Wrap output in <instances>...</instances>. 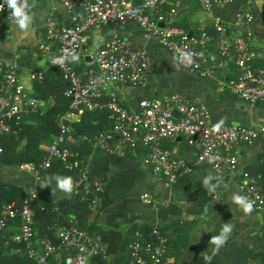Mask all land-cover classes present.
Returning a JSON list of instances; mask_svg holds the SVG:
<instances>
[{
	"label": "built area",
	"instance_id": "2783aa9c",
	"mask_svg": "<svg viewBox=\"0 0 264 264\" xmlns=\"http://www.w3.org/2000/svg\"><path fill=\"white\" fill-rule=\"evenodd\" d=\"M71 14V23L61 25L54 13H49L43 41L38 49L49 56V67L60 70L66 81L63 94L72 112L99 111L107 113L112 121L110 127L96 133L88 140L98 149L115 154L122 149L134 151L139 141L148 148L145 163L159 179L170 184L182 175L194 170L193 164L161 146L165 139L183 137L195 150L196 158L207 163L215 173L223 176L236 172L238 157L234 148L251 143L264 136V125L230 124L212 122L208 106L198 97H190L181 91L162 98L141 99L135 109L125 106L115 88L116 84L141 86L151 65V55L143 47L113 35L90 55V63L77 71L72 58L81 50L87 34L95 27H113L131 22L143 38L152 40L169 50L177 62L185 68L199 72L214 82L218 89L236 94L250 103L264 102V66L253 64V36L246 30L235 34L219 13L212 16L210 24L200 22L195 30L172 24L178 14L181 0H59ZM233 0H197L205 11H217ZM23 2V0H21ZM0 11V30L14 18L5 0ZM26 11V9H25ZM255 16L247 7L241 6L237 13L240 24L251 23ZM209 26L213 32H210ZM216 43L215 54L208 48ZM0 133L16 132L24 120L22 108L23 85L19 79V65L15 61H0ZM42 71L31 73V79L41 80ZM56 103L54 96L47 98L31 96L28 112L43 115ZM178 111V115L172 111ZM58 133L46 147L38 165L21 163L19 167L33 174L51 167L58 160L62 168L75 175L73 190L81 200L96 206L103 191L101 182L90 181L88 166L79 152L65 144L70 129L67 113L56 116ZM219 130H214L216 125ZM116 142V143H115ZM1 150V149H0ZM242 196L253 202V211L264 212V181L260 173H245L241 180ZM31 197L37 192L31 190ZM144 201L153 206H168L164 199L145 196ZM20 219L18 232L11 236L16 243H23L16 251L33 259L35 264H50L57 248L73 253L64 264H89L95 255H106L100 237L90 236L77 221L69 220L49 229L59 240L58 245L48 237L34 241L35 218L29 199L20 206L15 201L0 206V228L8 220ZM147 241L136 233L128 243L131 264H166L167 237L153 226Z\"/></svg>",
	"mask_w": 264,
	"mask_h": 264
},
{
	"label": "crops",
	"instance_id": "0c3cea01",
	"mask_svg": "<svg viewBox=\"0 0 264 264\" xmlns=\"http://www.w3.org/2000/svg\"><path fill=\"white\" fill-rule=\"evenodd\" d=\"M193 2L181 0L178 15L180 11L183 15L185 9H191L189 20L196 27L200 22L210 24L213 14L219 13L235 34L251 31L253 64L264 66V21L253 12V9H264V0H233L217 11L202 10ZM137 4L142 7L140 0ZM27 5L26 12L30 17L27 29L20 30L13 19L0 30V61H15L19 65V79L23 85L22 108L25 120L31 123L29 113L32 112L27 111L28 99L35 95L43 97L41 95L49 91L60 92L62 83L66 86L62 73L50 68L49 56L38 49V44L43 41L47 17L52 12L61 25H69L71 14L59 0H27ZM241 6L247 7L255 16L251 23H238L237 13ZM127 23L129 27L115 30L113 27L92 28L81 50L72 58L75 69L82 71L90 63V53L117 35L146 49L152 59L143 85H115L121 102L129 109H135L141 99L162 98L181 91L205 102L212 122L264 125V102L253 104L236 94L218 89L214 82L199 72L182 67L169 50L143 38L132 23ZM209 30L213 32L211 26ZM208 51L215 54L216 43ZM39 70L43 72L42 79H31V73ZM49 107L47 103L45 108ZM63 113H67L70 123L65 144L84 158L89 180L101 182L103 191L94 207L81 200L74 190L67 193L57 187L56 177H65V171L59 168L53 167L36 175L21 169L19 165L0 161V182L9 184L12 190L37 192L35 200L39 207L38 215L35 216L34 241L48 237L53 244L58 245L59 240L53 232L50 235L41 232L43 225L60 227L69 220H75L90 236L102 239L107 251L104 257L106 262L131 264L128 243L136 233L142 234L147 241L150 239L148 233L155 225L167 237L166 264H264V212L246 214L231 201L233 193L242 196L240 184L245 173H260L264 181V136L251 143L237 145L234 148L238 157L237 170L223 176L215 173L207 163L198 161L195 150L183 137L163 140L162 147L194 166L192 173L182 175L176 183L170 184L155 176L145 163L148 148L142 141L138 142L134 151L122 149L115 154L91 144L89 138L111 126L108 115L103 117L99 113L91 119L89 117L81 131L77 132L75 123L80 121L83 112L67 109ZM98 127L101 128L97 130ZM53 136L46 134L41 138L39 147L43 151ZM209 175L210 185H217L215 192H210L204 186V178ZM42 183L48 186L41 187ZM145 196L167 200L168 206H153L143 200ZM225 223L233 225L232 232L213 256L216 246L210 240L220 234ZM16 230L17 227L12 224L4 228V233L9 235ZM14 250L5 241L3 252L11 255ZM205 255L212 256L211 261H206ZM70 257H73L71 251L57 248L50 258V264H64L63 261Z\"/></svg>",
	"mask_w": 264,
	"mask_h": 264
},
{
	"label": "trees",
	"instance_id": "16d2710c",
	"mask_svg": "<svg viewBox=\"0 0 264 264\" xmlns=\"http://www.w3.org/2000/svg\"><path fill=\"white\" fill-rule=\"evenodd\" d=\"M194 5L198 4L197 0H194ZM193 9V8H192ZM191 9H185L184 14L182 15V12H179V15L175 17V20L172 22V24L177 25L179 27H185L190 30H195V26L193 23L189 20V16L191 13ZM253 12L256 16H259V18H262L264 21V9L263 10H257L253 9ZM131 23V22H130ZM122 26V25H121ZM118 26L117 29L123 28V27H129V23L124 24L122 27ZM54 69V68H53ZM57 70V69H55ZM60 73H62L60 70H58ZM0 81H1V73H0ZM65 82V79H64ZM62 90L59 91H49L43 93V97H46L47 95H52L55 98L56 103L52 106H50L43 115H39L38 113H29L30 119H32L31 123H28L26 121L25 116L24 120L21 123L20 129H18L15 133H0V161L8 163L10 165H20L21 163L25 162H32L36 165L41 162V159L45 153L43 149L39 147L40 140L43 136L46 134H57L58 133V127L56 125V116L59 113H62L66 111L68 108V100L63 94V89L66 87L62 83ZM102 114L103 117L107 116V113L99 112V111H84L81 115V119L79 122L75 123L76 131H81L82 125L89 120L93 116H96V114ZM28 117V116H27ZM98 127L97 130H99ZM95 130V129H94ZM85 132V131H84ZM59 168L63 171H65V177H71L72 181H74L75 175L72 172L66 171L62 168L60 162L58 160H55L51 167L44 169L41 171V173L46 172L47 170L51 168ZM62 171V172H63ZM9 184L5 182H0V206L4 202H10L15 201L18 206L22 204V201L25 198L29 199V203L31 208L34 210V218L38 215L37 207H39V204H37V201L35 200V197H31L29 195V192L27 191H21V190H12L9 188ZM15 225L17 227V230L15 232L8 234L4 233V228H6L8 225ZM81 225V224H80ZM82 226V225H81ZM20 227V219L15 218L12 220H8L3 228H0V264H35V261L29 257H27L22 252L16 251V248L18 246H23V243H16L11 239V236L18 232ZM49 224L43 225L41 228V232L43 234L50 235L52 232L48 228ZM83 227V226H82ZM151 230V229H150ZM150 232V231H149ZM5 241L13 247L15 250L11 255H7L3 252V245ZM107 253V251H106ZM105 256L102 255H95L93 256L89 264L92 260H94L93 264H109L104 259Z\"/></svg>",
	"mask_w": 264,
	"mask_h": 264
},
{
	"label": "clouds",
	"instance_id": "9594fccd",
	"mask_svg": "<svg viewBox=\"0 0 264 264\" xmlns=\"http://www.w3.org/2000/svg\"><path fill=\"white\" fill-rule=\"evenodd\" d=\"M5 3L7 4L8 8L12 10V16L15 20L16 25H18L20 30H25L28 28L29 20L30 17L25 11V9L28 7L27 5V0H5ZM4 6L0 4V11H2ZM222 123V121H221ZM220 125H216L214 130H219ZM211 175L206 176L204 178V186L210 191V192H215L217 185L212 184L210 185L209 180H210ZM57 179V187L60 190H63L67 193H71L73 190V181L71 177H56ZM47 184L42 183L41 187H47ZM55 193L53 192V195ZM231 201L239 205L243 211L247 213H251L253 211V202L250 201L247 197L241 196L239 194L233 193L231 196ZM233 225L231 223H225L222 226L221 232L219 235L213 236L210 240V243L214 244L216 248L213 250L212 255H216L218 252L219 248L223 246L229 237V234L232 232ZM204 259L206 261H211L212 256L205 255Z\"/></svg>",
	"mask_w": 264,
	"mask_h": 264
},
{
	"label": "water",
	"instance_id": "95a60500",
	"mask_svg": "<svg viewBox=\"0 0 264 264\" xmlns=\"http://www.w3.org/2000/svg\"><path fill=\"white\" fill-rule=\"evenodd\" d=\"M172 114L175 115V116H177V115H178V111L173 110V111H172ZM65 262H70V260H69V259L64 260L63 263H65Z\"/></svg>",
	"mask_w": 264,
	"mask_h": 264
}]
</instances>
